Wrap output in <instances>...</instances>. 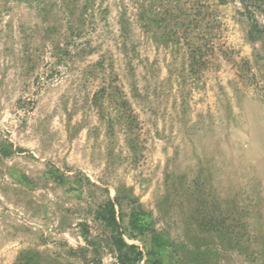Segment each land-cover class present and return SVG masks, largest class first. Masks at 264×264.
Masks as SVG:
<instances>
[{
  "label": "rangeland",
  "instance_id": "374dc122",
  "mask_svg": "<svg viewBox=\"0 0 264 264\" xmlns=\"http://www.w3.org/2000/svg\"><path fill=\"white\" fill-rule=\"evenodd\" d=\"M115 198L136 264H264V0H0V264H118Z\"/></svg>",
  "mask_w": 264,
  "mask_h": 264
},
{
  "label": "trees",
  "instance_id": "16d2710c",
  "mask_svg": "<svg viewBox=\"0 0 264 264\" xmlns=\"http://www.w3.org/2000/svg\"><path fill=\"white\" fill-rule=\"evenodd\" d=\"M117 198L114 200H108L105 205L99 207L96 211V220L101 222L105 228H107L110 233V242L113 248L117 252L116 260L118 264H136L142 253L139 251L138 247L135 245H129L122 239V233L120 228V220L117 218V213L115 211V205L117 204ZM130 221V226L133 230H139L143 227V219H138L137 216H132Z\"/></svg>",
  "mask_w": 264,
  "mask_h": 264
}]
</instances>
